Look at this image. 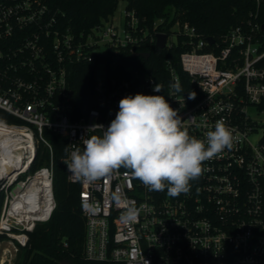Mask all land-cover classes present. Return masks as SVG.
I'll return each mask as SVG.
<instances>
[{
  "label": "built area",
  "instance_id": "obj_1",
  "mask_svg": "<svg viewBox=\"0 0 264 264\" xmlns=\"http://www.w3.org/2000/svg\"><path fill=\"white\" fill-rule=\"evenodd\" d=\"M113 15L73 34L45 0H0V109L16 118L0 119L16 138L0 150V235H5L0 246L7 241L15 251L26 247L29 232L57 207L53 146L45 130L67 140L68 154L82 150V139L102 134L90 128L103 125L106 130L119 101L142 93L163 95L197 139L205 140L223 122L232 132V148L202 162V174L189 182L190 191L177 197L167 189L149 191L123 167L88 183L67 172L81 189L85 256L124 264H264V30L258 10L213 43L189 21L178 19L152 33L134 10L125 9L122 30L113 24ZM158 33L167 34L161 49ZM149 37L157 51L182 45L177 65L167 57L161 76L127 66L115 77L99 61L96 105L78 115L68 66L110 52L116 64L121 51L135 53ZM99 64L105 69L102 77ZM176 80L181 92L170 87ZM156 84L163 91H153ZM40 144L49 161L32 171ZM26 193L32 196L26 199ZM130 205L137 209L132 221L122 218Z\"/></svg>",
  "mask_w": 264,
  "mask_h": 264
},
{
  "label": "trees",
  "instance_id": "obj_2",
  "mask_svg": "<svg viewBox=\"0 0 264 264\" xmlns=\"http://www.w3.org/2000/svg\"><path fill=\"white\" fill-rule=\"evenodd\" d=\"M57 13L62 26L70 27L73 34L88 31L92 26L114 14L119 0H45ZM126 10H134L140 24L150 32L156 29H169L178 19L189 21L204 36L219 39L230 27L247 23L256 19L264 23V0L257 4L256 0H126ZM163 20L158 26L155 22ZM184 50L178 45L174 50L157 51L155 42L147 39L132 53L127 50L119 53V61L111 52L99 55L93 61H78L70 64V88L73 90V101L78 115L96 105L95 101V70L99 61H104L108 76L119 77L127 66L139 68L142 75L164 74V61L169 57L174 64L179 61V53ZM142 52H149L145 57ZM0 119L16 121V118L0 109ZM48 140L53 146L54 177L53 187L56 206L51 218L38 223L29 232V242L24 250L23 264H60L63 260L73 264H124L118 261H100L88 259L84 254L85 219L79 205L78 184L67 179L66 155L68 142L64 137L45 130ZM65 149H67V154ZM47 148L40 144L31 164L30 170L49 161ZM3 194L0 195V208ZM5 235H0V239ZM20 249V250H21Z\"/></svg>",
  "mask_w": 264,
  "mask_h": 264
},
{
  "label": "clouds",
  "instance_id": "obj_3",
  "mask_svg": "<svg viewBox=\"0 0 264 264\" xmlns=\"http://www.w3.org/2000/svg\"><path fill=\"white\" fill-rule=\"evenodd\" d=\"M181 92L179 80L170 86ZM153 91H163L156 84ZM195 95L189 94V98ZM102 134L82 139L83 149L66 151V167L71 177L85 183L125 168L149 191L177 197L190 191V181L202 174V162L224 149L232 148V132L218 121L205 140L188 134L178 111L163 95H128L119 101V111L109 126L94 125ZM121 196H116L119 205ZM137 209L127 207L122 218L135 220Z\"/></svg>",
  "mask_w": 264,
  "mask_h": 264
},
{
  "label": "rangeland",
  "instance_id": "obj_4",
  "mask_svg": "<svg viewBox=\"0 0 264 264\" xmlns=\"http://www.w3.org/2000/svg\"><path fill=\"white\" fill-rule=\"evenodd\" d=\"M126 0H119L116 10L114 12L113 24L117 25L120 30L124 27L125 18V6ZM97 75L102 77L104 75V67L102 64L98 66ZM4 259V260H2ZM64 261V260H63ZM24 262V250L15 251L12 246L6 241L0 246V264H23ZM65 262V261H64Z\"/></svg>",
  "mask_w": 264,
  "mask_h": 264
},
{
  "label": "bare ground",
  "instance_id": "obj_5",
  "mask_svg": "<svg viewBox=\"0 0 264 264\" xmlns=\"http://www.w3.org/2000/svg\"><path fill=\"white\" fill-rule=\"evenodd\" d=\"M16 138L13 136V135H11V130L8 128V127H6V126H3V125H1L0 124V150H1V152L3 151V150H5L6 149V146L11 142V141H14ZM15 145H17L16 143H15ZM37 182H38V184L36 183V181H33V183H36L35 184V186L36 187H39L40 185H39V183H40V181L39 180H37ZM32 183V184H33ZM34 186V184L32 185V187ZM32 196V194L30 193V194H28V193H26L25 195H24V197L27 199V198H30ZM2 260H4V259H2Z\"/></svg>",
  "mask_w": 264,
  "mask_h": 264
},
{
  "label": "water",
  "instance_id": "obj_6",
  "mask_svg": "<svg viewBox=\"0 0 264 264\" xmlns=\"http://www.w3.org/2000/svg\"><path fill=\"white\" fill-rule=\"evenodd\" d=\"M261 28H262V30H264V23H262ZM156 36H157L156 47L158 49H161L165 45L167 34L166 33H158ZM207 38H208L207 40H208L209 43H213L215 41L213 36L212 37L208 36ZM138 54H142L145 57L150 56L149 52H142V53H138ZM60 264H73V263L68 262V261L65 260V262L62 261Z\"/></svg>",
  "mask_w": 264,
  "mask_h": 264
}]
</instances>
